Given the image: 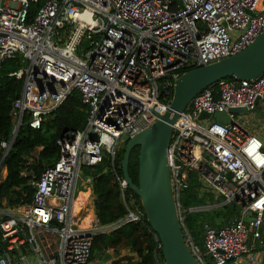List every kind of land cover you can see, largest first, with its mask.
I'll use <instances>...</instances> for the list:
<instances>
[{
    "label": "built area",
    "instance_id": "obj_1",
    "mask_svg": "<svg viewBox=\"0 0 264 264\" xmlns=\"http://www.w3.org/2000/svg\"><path fill=\"white\" fill-rule=\"evenodd\" d=\"M32 2L40 3L31 13ZM263 27L264 0H0V65L12 57L21 61L9 72L22 80L10 110L14 126L24 121L38 128L73 90L88 106L84 126L62 133L58 158L30 180L32 199L0 206V264H98L90 259L93 233L139 221L141 213L129 207L105 224L92 213L83 225L82 207L73 209L79 185L90 181L82 166L104 154L113 161L119 143L166 109L161 79L172 88L180 73L240 51ZM259 104L264 134V71L254 78L231 75L192 96L172 123L166 148L171 192L198 264H240L250 242L261 238L264 136L247 119ZM201 111L209 116L199 117ZM216 111L229 120L212 117ZM91 132L98 138L90 139ZM12 141V133L1 140L2 154ZM120 183L127 187L124 178ZM193 183L214 199L184 206L180 195ZM227 203L239 213L217 226L204 221L201 248L185 213ZM153 234L156 259L165 264Z\"/></svg>",
    "mask_w": 264,
    "mask_h": 264
},
{
    "label": "trees",
    "instance_id": "obj_2",
    "mask_svg": "<svg viewBox=\"0 0 264 264\" xmlns=\"http://www.w3.org/2000/svg\"><path fill=\"white\" fill-rule=\"evenodd\" d=\"M39 3L30 4L31 13ZM20 64L19 57H12L5 59L0 65V142L9 139L14 126L10 110L13 100L20 93L22 80L9 72ZM165 86L161 79L160 97L166 95L164 100L170 101L172 88ZM87 112L88 106L81 101L80 93L73 90L56 108L47 113L38 128L31 127L24 121L21 123L1 163L6 168V174L0 180V206L11 207L32 199L35 187L30 179L36 178L44 167L55 162L60 152L57 139L67 130L81 129ZM25 117L23 115V119ZM35 149L37 150L34 153ZM2 152L0 147V158ZM123 152L124 146L118 147L113 161L108 154H104L100 162L83 165L81 172L90 177L88 185L91 188L92 205L99 224L116 220L124 215L129 207L141 213V220L126 221L108 231L93 233L90 259H107L126 248L130 260L126 259L125 263L118 261L116 264H164L156 259L154 231L149 225L139 195L128 185L121 186ZM128 171L132 180L137 183L138 146L131 149ZM194 184L180 195L184 206L214 199L212 192L199 194ZM131 195L141 210L132 205ZM238 213L239 209L235 203H227L218 208L188 211L184 215V224L193 241L203 248L202 223L208 221L215 226L221 225L224 220L231 219ZM91 216L92 214H89L84 218V225H87Z\"/></svg>",
    "mask_w": 264,
    "mask_h": 264
},
{
    "label": "water",
    "instance_id": "obj_3",
    "mask_svg": "<svg viewBox=\"0 0 264 264\" xmlns=\"http://www.w3.org/2000/svg\"><path fill=\"white\" fill-rule=\"evenodd\" d=\"M82 43L88 45L89 38H85ZM263 71L264 27L240 51L180 73L173 81L172 95L166 109L163 112L156 111L157 117L152 123L126 140L121 161L123 178L140 197L149 225L161 241L165 264H198L186 242L171 192L166 148L172 123L192 96L220 78L231 75L254 78ZM229 110L247 112L245 106H232ZM207 116L209 113L206 111L199 114V117ZM212 117L221 122L229 120L225 111H216ZM18 128L17 122L12 130L13 139ZM89 137L97 139L98 135L91 132ZM134 146H138L137 183L128 171L129 155ZM6 152L0 158V166Z\"/></svg>",
    "mask_w": 264,
    "mask_h": 264
},
{
    "label": "rangeland",
    "instance_id": "obj_4",
    "mask_svg": "<svg viewBox=\"0 0 264 264\" xmlns=\"http://www.w3.org/2000/svg\"><path fill=\"white\" fill-rule=\"evenodd\" d=\"M256 116H258V115L256 114ZM247 119H248V125H250L251 128L253 126L257 128L258 125L261 124L260 120L252 119L249 115L247 116ZM124 145H125L124 142H121V143H119L118 147H123ZM36 150L37 149L34 150V153L36 152ZM4 175H5V167H3L1 165L0 166V180L4 177ZM79 186L82 187V188H81V191L79 192L77 197L78 198H84V199L88 200L87 203H86V206H85V208L83 210V215H87V214L89 215V213H93L92 197L89 195V188H87L88 186H82V185H79ZM83 187H85V189H83ZM134 200H135L134 197L131 195V203H132V205H134L135 207L139 208L138 202H134ZM140 202H141V200H140ZM80 204H81L80 201L77 200V202L75 203V210H77L79 208ZM141 204H142V202H141ZM226 221L227 220H224L223 223H225ZM129 255L130 254H129L128 250L126 248H123V249L119 250L118 253L113 254L111 257H108L107 259H98V258H96V259H93L92 262L93 263H98V264H116L118 261L120 263H122V261H123V263H125L126 259L130 260V258L128 257Z\"/></svg>",
    "mask_w": 264,
    "mask_h": 264
},
{
    "label": "crops",
    "instance_id": "obj_5",
    "mask_svg": "<svg viewBox=\"0 0 264 264\" xmlns=\"http://www.w3.org/2000/svg\"><path fill=\"white\" fill-rule=\"evenodd\" d=\"M262 111H263V106H261V104H259L258 110L255 111V114L254 115H251L250 117L252 119H258L261 122V119L263 118L262 117V115H263L262 114ZM256 114L259 117L256 116ZM254 131L257 132L259 135L264 136L263 130L260 128V125H258L257 128L255 127V130ZM5 174H6V168H5ZM86 186H88V188H89V195L91 196V188H90L89 185H86ZM87 201H86V203H87ZM86 203H84L83 205H81V207H82V210H81L82 215H83V210H84V208L86 206ZM93 213H94V209H93ZM260 230H261V238H260V240L257 239V240H255L253 242H250L251 243V250H250L249 253L244 254L243 256H241L239 258L240 264H264V222L262 223V225L260 227Z\"/></svg>",
    "mask_w": 264,
    "mask_h": 264
},
{
    "label": "bare ground",
    "instance_id": "obj_6",
    "mask_svg": "<svg viewBox=\"0 0 264 264\" xmlns=\"http://www.w3.org/2000/svg\"><path fill=\"white\" fill-rule=\"evenodd\" d=\"M87 188H88V187H87ZM80 191H81V189L78 191V193H77V195H76V197H75V199H74V202H73V209H74V211H75V203L77 202V200H79V201L81 202L79 208L81 207V205H83V204L86 203V201H87V200L84 199V198H78V197H77ZM79 208H78V209H79ZM89 214H91V213H89ZM87 215H88V214H87ZM87 215H85V216L83 217V219H82V224H83V220H84V218H85ZM83 225H84V224H83Z\"/></svg>",
    "mask_w": 264,
    "mask_h": 264
}]
</instances>
